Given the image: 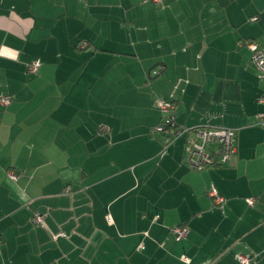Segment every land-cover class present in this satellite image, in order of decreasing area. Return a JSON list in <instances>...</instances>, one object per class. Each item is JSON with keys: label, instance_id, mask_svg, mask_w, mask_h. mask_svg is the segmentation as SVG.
<instances>
[{"label": "crops", "instance_id": "crops-1", "mask_svg": "<svg viewBox=\"0 0 264 264\" xmlns=\"http://www.w3.org/2000/svg\"><path fill=\"white\" fill-rule=\"evenodd\" d=\"M247 41L264 0H0V264H264ZM160 99L189 130L167 146ZM196 128L235 130L231 161L191 169Z\"/></svg>", "mask_w": 264, "mask_h": 264}, {"label": "built area", "instance_id": "built-area-1", "mask_svg": "<svg viewBox=\"0 0 264 264\" xmlns=\"http://www.w3.org/2000/svg\"><path fill=\"white\" fill-rule=\"evenodd\" d=\"M152 3H161L162 0H148ZM252 21H257L258 17L251 19ZM246 47L251 51V64L255 67L258 77L264 81V49L255 41H247L245 43ZM40 67L39 62L33 63L29 67L31 73H36ZM154 74H158L154 71ZM1 103L7 105L10 103L9 97H4L1 99ZM258 103L262 107L259 112V124L264 127V91L260 94L258 98ZM157 108L162 116L161 122L154 127L153 133L162 135V143L164 145H169L177 136L183 132H189L188 129H183L177 126L176 123V105L172 102L160 99L157 102ZM193 137L188 140V154L186 163L187 165L195 170L202 171L207 168L216 165H226L231 161L233 154L235 153V143H236V131L229 128H218V129H208V128H196L193 129ZM216 145L218 147L217 153H213L209 150V147ZM12 179H17V176L10 173ZM216 198V202L221 204L223 198L219 197L216 192H211ZM250 205H254V199H248ZM33 221L35 223H42L41 216H34ZM173 233L177 241L184 240L188 235V229L185 226H178L174 228ZM65 236V235H63ZM2 241L0 239V246ZM183 261L188 262L187 257L182 258ZM239 264H251L252 258L246 255L238 256Z\"/></svg>", "mask_w": 264, "mask_h": 264}, {"label": "trees", "instance_id": "trees-1", "mask_svg": "<svg viewBox=\"0 0 264 264\" xmlns=\"http://www.w3.org/2000/svg\"><path fill=\"white\" fill-rule=\"evenodd\" d=\"M30 67V66H29ZM177 128H178V125L176 126ZM153 130H154V128H153ZM214 167V166H213ZM248 199H251V198H248ZM248 199H246V201H247V203H248ZM255 204V203H254ZM248 205L249 206H254V205H250L249 203H248ZM183 226V225H182Z\"/></svg>", "mask_w": 264, "mask_h": 264}]
</instances>
